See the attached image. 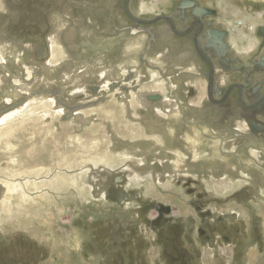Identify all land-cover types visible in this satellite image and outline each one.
Returning a JSON list of instances; mask_svg holds the SVG:
<instances>
[{
    "label": "rangeland",
    "instance_id": "374dc122",
    "mask_svg": "<svg viewBox=\"0 0 264 264\" xmlns=\"http://www.w3.org/2000/svg\"><path fill=\"white\" fill-rule=\"evenodd\" d=\"M1 1L0 264H264V104L209 100L195 31L126 0ZM130 8L263 44L244 98L264 96V0Z\"/></svg>",
    "mask_w": 264,
    "mask_h": 264
},
{
    "label": "flooded vegetation",
    "instance_id": "af4514ba",
    "mask_svg": "<svg viewBox=\"0 0 264 264\" xmlns=\"http://www.w3.org/2000/svg\"><path fill=\"white\" fill-rule=\"evenodd\" d=\"M202 12L203 11H201L200 13L202 14ZM203 14H204V12H203ZM210 14L204 18H202V17L197 18L196 21H192L191 23H190V19H189L187 27L183 30H180L177 27L176 22H175L173 17L166 15L169 17V19H165V20L168 21L173 32H175V30L173 28V25H174L176 31L179 33H182L180 35V34L175 32L177 35H179L181 37H188V36H190V34L194 33V31H195V33L193 35L194 45H195L197 51L199 52V54L201 55V57L203 58V60L209 66V69H210L209 62H211L212 66L215 70V82H216V79L218 77V69L223 74L227 72V70L225 68H227L229 65L227 63H225L224 61H225V59H228V56L230 54V46L232 45V43L230 42V36H232V35H230V32L228 30L226 31L224 27L219 28L221 26L219 24L220 20L212 19L214 17L211 18ZM212 14H215V13H212ZM209 18H211V19H209ZM239 25H243V23H239ZM197 45L199 48L197 47ZM262 50H263V44H261V46L255 52L253 51L252 54L248 55L249 58H248V61L244 67L229 73V75H231V74H234L236 72V74L232 77V79H237V77H239L241 75L240 73H243V77H241L238 80H231L230 81L231 84H230V86H228L227 89L223 88L218 94L215 91L216 87H215V83H214L213 88H212V98L209 97V100H211L213 103H215L217 105H221V104L225 103L227 101V99L230 97L231 93L234 90H236L239 102L246 109L256 110V109L260 108L264 104V96H262V98L260 100H257L256 102L251 104V103H247L245 101L244 93H245V91H247V90H245L247 87L253 86V79H252L253 75L249 71L255 66V64L262 63V61H263L262 55H261ZM200 51H202L205 54V57L202 56ZM215 52L218 54L216 55ZM257 55H259V56H257ZM233 59L235 61H239L238 57L233 56ZM238 72H240V73H238ZM210 74H211V70H210ZM239 80H242L243 82L240 83V82H238ZM228 83H229V81H228ZM226 84H227V82H226ZM235 86H239L241 88V90L243 92V102L240 101L239 90ZM231 87H235V88L230 92L228 97L224 100L226 93H227V90ZM254 87H255V85H254ZM258 91H259V87L254 88L252 94H250V95L254 96V97H259ZM208 96H209V94H208ZM217 96H219V97H217ZM254 99H256V98H254Z\"/></svg>",
    "mask_w": 264,
    "mask_h": 264
},
{
    "label": "water",
    "instance_id": "95a60500",
    "mask_svg": "<svg viewBox=\"0 0 264 264\" xmlns=\"http://www.w3.org/2000/svg\"><path fill=\"white\" fill-rule=\"evenodd\" d=\"M131 1H132V0H126V2H125V7H124V8H125V12L127 13V15H128L133 21H135V22H137V23L149 25V24L156 23V22H158V21H160V20H162V19H169V17L166 16V15L157 16L156 18L151 19V20H150V19H142V18H139V17L135 16V15L131 12V8H130ZM173 28H174V30H175L176 33H178V34H180V35L182 34V33H179V32L176 31L174 25H173ZM197 47H198V45H197ZM198 48H199V47H198ZM199 50H200V49H199ZM200 53L202 54V56L205 57V54H204L202 51H200ZM209 64H210L211 74H210V80H209V86H208V94H209V97L212 98V88H213V85H214V83H215V70H214V68H213V66H212V64H211V62H209ZM235 87L239 90V99H240V101L243 102V92H242L241 88H240L239 86H235ZM235 87H231V88H229V89L227 90V93H226V96H225L224 100L228 97V95L230 94V92H231ZM224 100H223V101H224Z\"/></svg>",
    "mask_w": 264,
    "mask_h": 264
},
{
    "label": "bare ground",
    "instance_id": "6f19581e",
    "mask_svg": "<svg viewBox=\"0 0 264 264\" xmlns=\"http://www.w3.org/2000/svg\"><path fill=\"white\" fill-rule=\"evenodd\" d=\"M4 1V0H3ZM141 1V0H140ZM1 4H2V1L0 0V9L2 8V6H1ZM4 4V3H3ZM3 9V8H2ZM133 10H137L136 9V5H134L133 6ZM184 17L185 16H182V17H180V19H179V24L180 23H183V20H184ZM181 25V24H180ZM37 49H38V51L40 52V56L41 57H44L46 54V47H45V45H42V44H38V46H37ZM27 71H28V73L29 74H31L32 72H35V71H37V68H35V67H32V68H27ZM1 76V75H0ZM4 79V78H3ZM0 80H2L1 79V77H0ZM228 77L226 76V78H224L222 81H220V79H219V77H217V79H216V85H217V83H220L221 84V86L223 85V84H225L226 82H228ZM218 81V82H217ZM1 82H3V81H1ZM223 87V86H222ZM216 89H217V87H216ZM219 91H221V90H219V88H218V92ZM217 92V91H216ZM67 126H64V128H66ZM258 127L261 129V130H264V126H262V125H258ZM12 136V135H11ZM8 147V146H7ZM44 155V153H42L41 155H38L39 157H37L36 159H34V162L32 163V164H35L36 163V165L38 164V163H40L41 161H42V159H43V156ZM15 160V159H14ZM13 163H15V162H13ZM29 165V164H28ZM27 165V166H28ZM35 166V165H34ZM32 173V172H31ZM30 173V174H31ZM13 176H15V175H13Z\"/></svg>",
    "mask_w": 264,
    "mask_h": 264
},
{
    "label": "crops",
    "instance_id": "0c3cea01",
    "mask_svg": "<svg viewBox=\"0 0 264 264\" xmlns=\"http://www.w3.org/2000/svg\"><path fill=\"white\" fill-rule=\"evenodd\" d=\"M261 35H260V37L262 36H264V32L263 31H261ZM218 37V36H217ZM230 42L231 43H238V45H240V46H238L237 47V52L238 53H250V54H252V52L254 51H256L261 45H258L257 47H255V48H252L251 47V45H250V41H249V39L248 38H246L245 36H243L242 37V39L241 40H239V38L238 37H232V36H230ZM240 43V44H239ZM252 48V49H251ZM239 49H241L242 51H239ZM248 51V52H247Z\"/></svg>",
    "mask_w": 264,
    "mask_h": 264
}]
</instances>
